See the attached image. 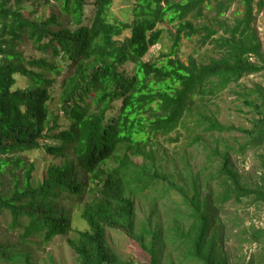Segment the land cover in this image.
<instances>
[{"label": "trees", "instance_id": "obj_1", "mask_svg": "<svg viewBox=\"0 0 264 264\" xmlns=\"http://www.w3.org/2000/svg\"><path fill=\"white\" fill-rule=\"evenodd\" d=\"M113 1L0 0V214H10L7 228L17 232L0 237V263L32 264V245L60 236L77 264H230L224 203L264 204V174L250 184L232 159L264 145V88L238 84L264 71L252 25L264 0H242V15L220 21L221 32L193 17L205 7L224 14V1L134 0L124 19L110 14ZM168 23L169 49L146 60ZM194 35L219 56L182 60L181 40ZM232 84L252 112L249 127L212 113ZM182 140L178 157L164 149L162 141ZM39 148L50 159L38 175L26 157ZM193 152L203 154L197 170ZM149 191L150 215L137 228L135 198ZM80 203L85 229L69 212ZM158 203L168 205L163 228L153 216ZM110 230L132 239L144 262L122 259ZM261 239L262 228L245 238Z\"/></svg>", "mask_w": 264, "mask_h": 264}, {"label": "rangeland", "instance_id": "obj_2", "mask_svg": "<svg viewBox=\"0 0 264 264\" xmlns=\"http://www.w3.org/2000/svg\"><path fill=\"white\" fill-rule=\"evenodd\" d=\"M134 0H114L110 9V14L115 18L124 19L128 17V9L131 8ZM216 1H224L226 4H230L229 8L225 10L222 15H216L215 11L205 7L203 9V16L195 18L194 22L197 24L207 23L221 32L220 21L226 20L232 23L234 18L241 16L244 9L242 0H211L210 4L214 5ZM43 1H41L42 3ZM53 1H51L52 3ZM38 6L41 7L42 4ZM44 3V2H43ZM50 4V3H49ZM91 18V6L87 5L85 8V17L83 23L89 24ZM252 25L257 31L259 41L261 42L262 52L264 54V7L257 10L254 6L253 9V21ZM163 33L160 41L153 45L148 53L144 56L146 60L156 59L159 57L161 51H167L171 44V37L169 29L171 25L168 23L163 25ZM201 35H194L191 38H183L181 40L179 56L182 60H186L188 55H193L198 60L206 61L212 56H219L217 49L210 43H201ZM254 59V58H253ZM131 64H126L124 67H130ZM19 77V76H18ZM24 82L23 78L19 79V83ZM244 88H253L255 84H261L264 88V71L249 74L241 78L238 82ZM235 86L232 84L226 88L218 97L215 98L214 103L211 104L212 113L218 120L232 124L234 126L249 127L250 118L252 112L248 109V106L243 104L241 100L235 97L233 93ZM184 131L182 132L183 136ZM233 142L232 140H230ZM164 142V149L167 148L169 154L177 155L181 153L183 140L177 144L179 147H175L173 144H167ZM182 146H181V145ZM186 150H194L193 146ZM195 155L192 158V163L196 164L197 170L201 166L203 161V154ZM50 156L43 152V149L39 148L33 153L27 154L26 160L28 162L35 163V169L39 175L42 167L49 161ZM232 159L235 162L236 169L242 174L250 184L263 181L264 174V145L263 146H250L243 152H237L232 155ZM5 178V175L3 176ZM6 182V181H5ZM7 188V184L0 186V190ZM151 191L144 198H135L136 215L135 221L137 228L141 222L150 215L151 203H150ZM86 198L83 200L85 202ZM82 201V200H81ZM76 208L70 209V214L73 218V225L79 229L87 228V223L80 216V210L82 204ZM168 205L158 203L156 205V211L153 216L157 221H160L162 228L166 226V209ZM220 217L224 222V251L228 256L230 264H249L250 260L252 264H264V241H247L245 238L250 237V233L253 229L262 228L264 230V204L257 202L252 198L236 201L230 199L223 205V210L220 212ZM10 214L4 212L0 214V237L5 239L7 237L14 240L16 231L8 229V222L10 221ZM152 227H154L152 225ZM109 242L112 247L117 251L122 259H133L134 262H144L145 253L139 248V246L123 233L110 230ZM34 250L33 263L32 264H77L76 255L70 246L60 237L57 236L52 241L46 244L32 245ZM47 254H50L53 261L48 259ZM166 255V253L164 254ZM53 262V263H52ZM163 264L166 262L162 259ZM4 264V263H0Z\"/></svg>", "mask_w": 264, "mask_h": 264}]
</instances>
